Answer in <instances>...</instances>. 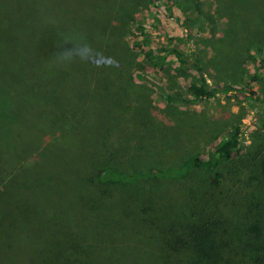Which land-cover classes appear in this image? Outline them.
<instances>
[{"label":"trees","instance_id":"trees-1","mask_svg":"<svg viewBox=\"0 0 264 264\" xmlns=\"http://www.w3.org/2000/svg\"><path fill=\"white\" fill-rule=\"evenodd\" d=\"M25 4L30 21L0 14V39L12 47L0 51V264H19L20 248L26 264H264V152L228 164L243 148L233 129L205 157L162 163L172 144L164 122L137 115L144 93L133 83L139 76L120 12L135 10L137 0H118L105 15L71 0ZM216 4L230 22L215 48L223 65L236 72L247 47L250 79L259 81L264 27L256 14L264 0ZM132 35L149 33L139 22ZM143 53L165 74L172 64L192 69L199 78L192 102L242 90L238 79L239 89L210 87L190 49ZM163 99L161 113L171 118L173 99ZM63 154L70 169L57 162Z\"/></svg>","mask_w":264,"mask_h":264},{"label":"rangeland","instance_id":"rangeland-1","mask_svg":"<svg viewBox=\"0 0 264 264\" xmlns=\"http://www.w3.org/2000/svg\"><path fill=\"white\" fill-rule=\"evenodd\" d=\"M71 1L79 8L91 3L102 15L107 14L109 6L118 4V0ZM25 2L26 0H12L6 6L0 5V14L9 20L15 19L16 23L21 22L23 17L30 21L31 12ZM216 3L217 0H137V6L132 12L120 8L121 24L125 26L123 39L128 42L130 55L136 64L132 72L139 76L132 78L133 83L141 86L143 89L140 91L144 93L135 110L142 120L147 118L164 122V137L172 140L170 147L161 155L162 163L177 164L193 154L205 157L207 152L214 150L220 134L233 129H238L243 148L240 152L233 153L228 164L232 165L241 159L247 160V157L256 155L260 150L264 152V128L261 123L259 126V120L264 119V69L259 81L250 79L254 73L255 59L247 47L240 62H235L236 72H231L228 66L223 65L215 48H222L230 22L218 15ZM256 17L264 27V6L258 7ZM139 22L143 23L149 33L144 40L132 35ZM262 43L264 46V35ZM160 45L177 48L186 55L189 49L192 50V58H196L201 64L202 74L210 87L222 89L233 86L235 79H238L242 90L219 93L212 99L192 102L193 96L189 88L199 82L192 69L187 65L172 64L165 74L146 62L143 51L147 46ZM0 46L1 52H11L8 40L0 39ZM192 58L187 59L191 62ZM240 86L233 87L239 89ZM165 95L173 99L169 107L171 118L168 113H161L165 107ZM5 123L0 118V147L5 145L2 135ZM113 141H117L115 137L111 138V142ZM71 159L70 155L63 154L57 162L66 165L65 169H70L73 167ZM13 253L18 256L16 261L19 264H26V258L21 256L23 248L13 250ZM6 264L15 263L8 259Z\"/></svg>","mask_w":264,"mask_h":264},{"label":"clouds","instance_id":"clouds-1","mask_svg":"<svg viewBox=\"0 0 264 264\" xmlns=\"http://www.w3.org/2000/svg\"><path fill=\"white\" fill-rule=\"evenodd\" d=\"M82 51H83L84 53H86V52H87V49H83ZM59 59L66 61V60H67V57L65 56V57H62V58H59Z\"/></svg>","mask_w":264,"mask_h":264}]
</instances>
